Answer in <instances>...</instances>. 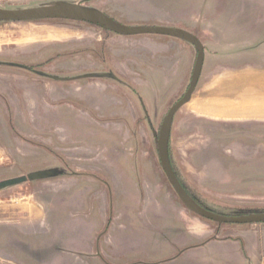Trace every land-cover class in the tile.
<instances>
[{
  "label": "rangeland",
  "instance_id": "rangeland-1",
  "mask_svg": "<svg viewBox=\"0 0 264 264\" xmlns=\"http://www.w3.org/2000/svg\"><path fill=\"white\" fill-rule=\"evenodd\" d=\"M169 1L0 0V8L72 5L129 26H165ZM97 27L57 19L0 21V181L42 174L0 190V264H179L170 263L174 250L170 258L162 252L154 259L161 252L154 240L167 247L171 234L185 232V210L199 217L169 185L156 148L162 119L184 90L154 96L140 85L167 78L151 77L154 51L137 42L136 49L143 47L137 77L108 52L128 38ZM79 42L96 43L97 61L111 59L112 70H93L92 56H74L81 51L40 65ZM189 105L175 113L169 139L181 180L215 212H264V121H215ZM111 181L116 183L110 199ZM127 202L129 208L122 209ZM126 216L134 217L129 228L144 233L136 249L110 243L119 238ZM199 218L211 228L242 226ZM245 225L253 227L263 249L252 261L239 242L232 264H264V223Z\"/></svg>",
  "mask_w": 264,
  "mask_h": 264
},
{
  "label": "crops",
  "instance_id": "crops-1",
  "mask_svg": "<svg viewBox=\"0 0 264 264\" xmlns=\"http://www.w3.org/2000/svg\"><path fill=\"white\" fill-rule=\"evenodd\" d=\"M167 17L168 23L165 26L183 29L195 35L203 46L201 72L191 98L186 103L190 104V111L215 121H264V0H171ZM126 38L128 40L121 48L112 45L108 47L110 57L117 56L114 59L123 63L130 73L141 77L143 62L140 61L139 53L143 47L138 50L136 47L142 43L146 50L154 51L149 62L151 77H161L160 73L162 77H167L165 80L153 81L151 85L141 81L142 87L151 88L154 96L158 97L179 96L185 90L196 56L193 45L165 35H133ZM109 39L116 40V37ZM97 47L96 43H71L56 51L59 56L54 62L63 59L66 51H81L74 56H92L93 70H107L108 67L112 70L111 59L97 61ZM198 92L201 95L193 98ZM113 183L116 182L111 181L106 188L109 197L113 193ZM123 204L122 209L129 208L128 202ZM138 208L131 206L133 211ZM154 216L160 218L161 214L156 213ZM125 219L119 238L115 235L114 239L110 238V243H114L118 249L123 244L136 249L144 241V233L139 228L128 227L129 221L134 223V217L126 216ZM135 220L137 223V218ZM183 222L187 225L185 232L171 234L167 238V247H160L161 239L154 240L155 248L161 251L154 259L163 257L162 252H167L170 258L171 250H174L175 255L171 257L170 263L232 264L237 256L235 253L240 250V243H243V250L251 256L252 261L263 249V243L253 227H248L251 225L211 228L203 224L199 217L188 215L186 210ZM170 223L169 226H174L175 220ZM119 259H125V256Z\"/></svg>",
  "mask_w": 264,
  "mask_h": 264
},
{
  "label": "water",
  "instance_id": "water-1",
  "mask_svg": "<svg viewBox=\"0 0 264 264\" xmlns=\"http://www.w3.org/2000/svg\"><path fill=\"white\" fill-rule=\"evenodd\" d=\"M44 19H68L87 22L123 36L141 34L165 35L181 39L193 45L196 50V56L188 86L182 96L168 109L167 113L162 119L158 131L156 148L160 167L180 202L188 211L192 212L193 214L218 224L264 223V212L248 215H225L204 209L203 207L199 206L186 192L172 169L169 159V139L172 120L175 113L190 100L191 95L196 87L203 63V46L195 35L183 29L173 27L149 25L129 26L118 22L102 11L72 5H46L24 9L0 8V21H33ZM40 176H42V174L34 173L26 176L2 180L0 181V190L13 185L25 183L29 180H34Z\"/></svg>",
  "mask_w": 264,
  "mask_h": 264
},
{
  "label": "trees",
  "instance_id": "trees-1",
  "mask_svg": "<svg viewBox=\"0 0 264 264\" xmlns=\"http://www.w3.org/2000/svg\"><path fill=\"white\" fill-rule=\"evenodd\" d=\"M57 20H68V19H57ZM69 21H76V20H69ZM76 22H81V21H76ZM89 24H90V23H89ZM93 25H94V24H93ZM96 26H97V25H96ZM98 27H100V26H98ZM100 28H102V27H100ZM102 29H104V28H102ZM104 30L107 31V32H111V31H108V30H106V29H104ZM57 56H59V54H55V56L50 57L49 59H47V60H45L44 62H42L40 65H44V64H47V63L53 61V60H54V57H57ZM169 159H170V163H171L172 169H173V171H174L176 177L178 178V180H179V182L181 183L182 187H183V188L186 190V192L192 197V199H193V200H194L199 206L203 207L204 209H207V210H209V211L215 212L214 210H212V209L208 208L206 205H204L201 201H199V200L194 196V194L189 190V188L187 187V185L181 180V178L179 177L177 171L175 170V168H174V166H173V164H172V162H171L170 152H169ZM253 213H258V212H255V211L238 212V213L233 214V215H248V214H253Z\"/></svg>",
  "mask_w": 264,
  "mask_h": 264
},
{
  "label": "flooded vegetation",
  "instance_id": "flooded-vegetation-1",
  "mask_svg": "<svg viewBox=\"0 0 264 264\" xmlns=\"http://www.w3.org/2000/svg\"><path fill=\"white\" fill-rule=\"evenodd\" d=\"M103 13H105V12H103ZM106 15H108L107 13H105ZM109 16V15H108ZM114 19V18H113ZM82 22V21H81ZM82 23H87V22H82ZM89 24V23H88ZM91 24V23H90ZM91 25H93V24H91ZM94 26H96V25H94ZM97 28H100V27H97ZM101 30V29H100ZM116 34V33H115ZM102 61V60H101ZM190 80V79H189ZM187 88V87H186ZM186 90V89H185ZM184 90V91H185ZM184 93V92H183ZM182 93V94H183ZM182 96V95H181ZM215 213H218V212H215ZM219 214H222V213H219ZM225 215H233V214H225ZM210 221V220H209ZM216 223V222H215ZM218 224V223H217ZM237 225H245V224H237Z\"/></svg>",
  "mask_w": 264,
  "mask_h": 264
}]
</instances>
